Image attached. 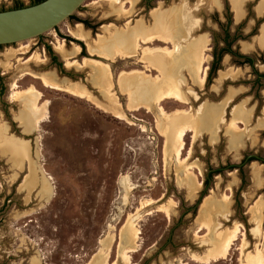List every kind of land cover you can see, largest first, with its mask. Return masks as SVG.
Listing matches in <instances>:
<instances>
[{
	"label": "rangeland",
	"instance_id": "rangeland-1",
	"mask_svg": "<svg viewBox=\"0 0 264 264\" xmlns=\"http://www.w3.org/2000/svg\"><path fill=\"white\" fill-rule=\"evenodd\" d=\"M19 2L29 6L32 0H0V11L14 9ZM122 2L130 13L120 9ZM115 5L86 0L51 32L0 45V72L4 73L0 76L9 93L3 105L14 109L10 116L18 120L22 113V105L13 101L16 91L34 86L42 93L40 105L48 101L47 116L38 129L21 126L16 136L8 133L0 114L5 136L0 142L27 141L38 176L47 177L53 189L51 197L44 198L40 184L31 190L22 187L28 165L16 166L0 143V264H89L108 235L113 241L107 264H247L248 254L264 252V50L257 44L264 0H244L239 17L231 0H120ZM160 17L177 18L176 56L195 40L208 39L204 85H196L187 69L179 68L189 102H162L166 112L183 109L198 121L196 137L192 131L186 133L180 159H188L182 165L171 151L165 152L161 129L167 120L157 111L129 109V95L120 91L123 71H145L151 80L159 73L147 71L138 58L111 61L90 55L86 44L70 35L78 24L91 33L92 40L131 30L137 22L150 31ZM226 29L237 38L233 50L252 57L253 66L224 53L218 68L211 71L218 48L224 46ZM59 41L69 51L72 43L77 44L79 61L97 59L111 66L113 92L124 116L107 112L88 98L47 88L33 77L45 73L63 86L78 83L99 102L109 103L94 82L95 66L67 67L56 48ZM244 44L248 48L243 49ZM20 47L28 48V53L12 54ZM35 55L44 61H37ZM242 105L248 118L247 124H239L246 132L239 136L230 123L244 119ZM209 115L221 120L215 135ZM250 154L257 158L247 161ZM186 173L197 183L192 193L178 180ZM145 201L149 204L142 205ZM236 225L238 238L225 258L207 263L193 259L211 253L217 246V231L229 232ZM134 227L138 228L135 240Z\"/></svg>",
	"mask_w": 264,
	"mask_h": 264
},
{
	"label": "bare ground",
	"instance_id": "bare-ground-1",
	"mask_svg": "<svg viewBox=\"0 0 264 264\" xmlns=\"http://www.w3.org/2000/svg\"><path fill=\"white\" fill-rule=\"evenodd\" d=\"M107 1H110L114 6H116L115 4L120 3V0ZM243 2L244 0H231L232 9L234 10L237 17H239L242 13V10H240V8ZM123 4L124 2L120 4V9L124 11V13H126L127 10ZM261 7L262 5L260 6V8ZM185 18L187 21V17ZM127 23H129V21ZM174 26H177V18L160 17L156 26L150 31L145 30L142 27L141 23L137 22L131 30H126L123 32H110V35L107 38H103L102 36V39L97 38L92 40L91 33L85 30L81 24H78L75 29L70 31V35L75 39L84 42L90 55H96L111 61H114V59L116 58H121L124 60L138 58L136 59L137 63L143 65V67L146 68L147 71H157L159 73L156 77L153 76L151 80L148 79L150 78V75L145 71H123L119 75V86L121 88L120 91H122L121 93L123 94L129 95V109L136 111L140 110L141 108H145L149 111H157L158 117H162L167 120V124H165L164 128L161 129V132L165 137V152L167 154L168 150L171 151L177 157L178 163L182 165L188 159V157L184 158L183 160L180 159V155L185 145L186 133L188 131H192L194 133L193 136L196 137L199 129L198 121L196 120V117L192 118L189 111L187 112L183 109H178L171 113L166 112V110L162 107V102L166 100H174L180 104H187L189 102L186 95L187 93H184V91L182 90L184 79L182 80L178 75L179 68H186L192 82H194L196 85H204V64L207 60L206 51L209 50V47L208 39L206 37H201L191 43L190 46L187 45L186 52L180 53L181 55L176 56V48L179 43L178 39H180V36L179 33L175 32ZM259 31L260 33L257 37V44H259L264 50V24ZM186 33H188V31H186L185 34ZM160 43L165 45H158L153 47L149 45H156ZM72 44L71 45L73 47L70 51L66 48V44L63 41H59L56 48L59 53L62 54V56L65 58L67 67H87L88 65L95 66V69L98 72L94 76V82L102 87L105 98H107L109 102L108 104L99 102L89 91H87L78 83H69L63 86V84L61 85L55 79L49 77L45 73L41 74L40 76L33 74V77L39 78L42 84L47 88L62 89L78 97L88 98L89 100H92L97 106L105 109L107 112L109 111L119 116H124V112L122 113L121 109H119L121 106L118 103L117 98H115L117 96H115V93L113 92L112 80L114 79V73L111 66L108 63L102 62L97 59L83 58L81 61L77 60L76 56L80 54L81 48L75 43ZM141 44H145V46L141 47ZM167 44H172L173 49L168 47ZM246 48H248V46L244 44L243 49ZM28 51V48L20 47V49H18L17 51H13L12 54H26L28 53ZM34 57L37 61L42 60L38 55H35ZM31 60L32 59L29 58L26 60V62ZM199 73H201V76H199ZM14 86L16 87L17 84H15ZM41 96L42 93L38 91L34 86H31L25 90L16 91L12 96L14 102L20 103L22 105V113L18 117V120L20 125L28 130H37L38 124L46 115V106L48 104V101H45L42 105H40L39 100ZM240 108L245 110L244 105L240 106ZM244 116L245 117L243 120L241 119L239 121L230 123V128H232L234 132L237 133V135L239 134V136L246 134L245 130L242 129L241 126H239L240 123L247 124L246 119L248 118V113L246 110ZM207 118L209 120L215 119L211 115L207 116ZM219 121L221 120H214V135L216 134V131L218 129ZM4 138L5 136L0 130V140ZM0 143L1 145L4 144L3 141H1ZM4 145L10 152V154H12L16 166L22 169L25 163L28 165V173L24 177L22 187H27V189L31 190L35 186L40 184V193L42 197L50 198L53 191L52 185L47 177L40 178L38 176L35 161H33L30 155V146L28 142L11 139ZM191 167L192 166H190L189 169ZM259 172H261V170ZM255 176H257V173ZM178 180L181 184L187 185L190 193L194 192L197 188L195 179L192 178V176H190V174L188 173H186L185 178H179ZM147 202L148 201L141 203L142 205H148L149 202ZM203 206L204 208L206 207V205ZM160 208L165 209L169 214V209L166 206L161 205ZM210 221H208L207 223L208 227L212 225ZM137 229L136 227H134V240L138 238ZM238 233L239 227L237 225L229 232H225L223 230L217 231V246L212 249L211 253L207 255H194L193 259L198 262L207 263L210 261H218L222 258H225L233 242L238 238ZM112 241L113 237H111L110 235L101 240V249L89 264H107V257L109 256V249L111 247ZM122 252L125 251L123 250ZM128 255H124V258L126 260L128 259ZM247 264H264V252L258 250L254 255L248 254Z\"/></svg>",
	"mask_w": 264,
	"mask_h": 264
},
{
	"label": "water",
	"instance_id": "water-1",
	"mask_svg": "<svg viewBox=\"0 0 264 264\" xmlns=\"http://www.w3.org/2000/svg\"><path fill=\"white\" fill-rule=\"evenodd\" d=\"M86 0H44L0 11V45L15 44L51 32L69 19ZM249 157L257 158L256 154Z\"/></svg>",
	"mask_w": 264,
	"mask_h": 264
},
{
	"label": "trees",
	"instance_id": "trees-1",
	"mask_svg": "<svg viewBox=\"0 0 264 264\" xmlns=\"http://www.w3.org/2000/svg\"><path fill=\"white\" fill-rule=\"evenodd\" d=\"M42 1H44V0H32L31 5L37 4V3L42 2ZM22 7H25V6L22 3L19 2L18 6L15 7L14 9L22 8ZM236 39H237L236 36H231L229 30L226 29L225 35H224V38H223L224 46L221 47V48H218L217 52H216V48H215V52H216L215 56L216 57L214 56L215 62L212 64V66L210 68L211 71L212 70L214 71V70H216L218 68V64H219V62H220V60H221V58H222L224 53H228V54H231L232 56H236V57L242 59L243 63H247V64H249L251 66L254 65V60H253L252 57H249V56L243 55V54H239V52L233 50L232 44L235 42ZM47 49H49V47H47ZM53 59L56 60V57H54ZM254 159H256V158L255 157H248L247 161L248 160H254ZM235 167L239 168V165H236ZM210 176H211V174L208 175V179L207 180H209Z\"/></svg>",
	"mask_w": 264,
	"mask_h": 264
},
{
	"label": "flooded vegetation",
	"instance_id": "flooded-vegetation-1",
	"mask_svg": "<svg viewBox=\"0 0 264 264\" xmlns=\"http://www.w3.org/2000/svg\"><path fill=\"white\" fill-rule=\"evenodd\" d=\"M0 75L4 73L0 72ZM0 76V114L3 117V121L7 124V130L9 134L18 135L20 132L21 125L15 118H12L10 115L14 112V109H11L8 105H3L5 101L9 100L8 97V84L4 83L3 77ZM13 102V101H10ZM5 118V119H4ZM18 123V124H17ZM22 131V130H21Z\"/></svg>",
	"mask_w": 264,
	"mask_h": 264
}]
</instances>
